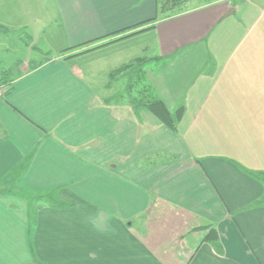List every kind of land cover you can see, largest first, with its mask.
I'll use <instances>...</instances> for the list:
<instances>
[{"label":"crops","instance_id":"0c3cea01","mask_svg":"<svg viewBox=\"0 0 264 264\" xmlns=\"http://www.w3.org/2000/svg\"><path fill=\"white\" fill-rule=\"evenodd\" d=\"M193 1L0 0V264H264V0ZM139 59L174 130L114 89Z\"/></svg>","mask_w":264,"mask_h":264},{"label":"trees","instance_id":"16d2710c","mask_svg":"<svg viewBox=\"0 0 264 264\" xmlns=\"http://www.w3.org/2000/svg\"><path fill=\"white\" fill-rule=\"evenodd\" d=\"M186 0H160L161 3V12L164 14H172L175 11H177V8L184 3ZM143 25V24H140ZM140 25L134 26L132 28H126L123 30H120L118 32H115L111 34V36L118 35L122 32L129 31L132 29H135L136 27H139ZM2 28L0 27V30ZM144 30H139L137 32H133L131 34H128L126 36H122L118 39H115L114 41L121 40L123 38L129 37L131 35L140 33ZM72 48H68L65 50H62L60 53L65 54L67 52H70ZM94 49V48H93ZM92 49L84 50L83 52H79L77 54H72L65 56V59L72 58L77 55H81L83 53H87L91 51ZM147 62L145 59H139L135 62H132L130 64L124 65L120 67L119 69L113 71L110 76L112 81H118V77H125L127 78L124 91L128 93L129 103L130 105L135 108H145L149 112H151L155 117H157L162 123L170 127L171 129H175L176 123L181 119L182 109H178L174 113H170L166 105L161 101L159 98L153 95L152 90L144 81V69L143 65ZM10 85L9 79H6L4 77L0 78V85ZM136 88H138L136 90ZM136 90V91H135ZM11 91V88L7 90L6 95H8ZM133 91L134 94H133ZM126 93V94H127ZM123 95V91L122 94ZM120 96V95H119ZM255 177L263 179L264 180V174H256ZM206 239H209L210 241L215 240V235L213 230H209L208 234L206 236ZM218 252L220 253V249H218Z\"/></svg>","mask_w":264,"mask_h":264},{"label":"rangeland","instance_id":"374dc122","mask_svg":"<svg viewBox=\"0 0 264 264\" xmlns=\"http://www.w3.org/2000/svg\"><path fill=\"white\" fill-rule=\"evenodd\" d=\"M207 1H211V0H194L192 4H200V3H204ZM185 6H190V3L188 5ZM184 6V7H185ZM223 30L222 28H217L215 29L213 32L215 34V36H217L218 33H221ZM16 34H19L17 30H15V32L9 34V35H0V78L4 77L6 79H12L14 76H16V71H17V63L20 61H23L24 58H27L25 56V52H24V48L22 46L23 43L17 42L16 40ZM212 37L211 39L215 38ZM207 42V46L210 44V40ZM40 46L38 45L37 47L34 48V52L40 51ZM42 53V52H41ZM36 53H33L32 56H35ZM210 54V52H209ZM208 63H206V69L209 70L210 66L211 69L213 68V64L210 58V56L207 57ZM162 67V64H155L154 65V70H160ZM179 67H177L178 70ZM102 74V72L100 73ZM146 84H149V80L145 81ZM125 82L124 81H115V91L117 92H121L122 89H124ZM138 88H136L137 90ZM135 90V91H136ZM133 91V94L134 92ZM123 90V95L128 97V93Z\"/></svg>","mask_w":264,"mask_h":264},{"label":"built area","instance_id":"2783aa9c","mask_svg":"<svg viewBox=\"0 0 264 264\" xmlns=\"http://www.w3.org/2000/svg\"><path fill=\"white\" fill-rule=\"evenodd\" d=\"M7 90H9V86L8 85H0V99L5 97V94L7 92Z\"/></svg>","mask_w":264,"mask_h":264}]
</instances>
